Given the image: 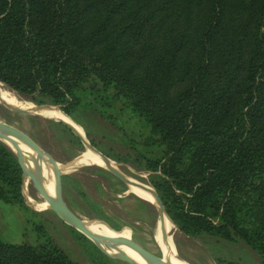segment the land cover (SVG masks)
Segmentation results:
<instances>
[{
    "label": "trees",
    "instance_id": "16d2710c",
    "mask_svg": "<svg viewBox=\"0 0 264 264\" xmlns=\"http://www.w3.org/2000/svg\"><path fill=\"white\" fill-rule=\"evenodd\" d=\"M94 76L165 147L147 170L179 230L264 257V0H0V85L71 117ZM20 162L0 141V201L28 209ZM0 264L76 263L0 239Z\"/></svg>",
    "mask_w": 264,
    "mask_h": 264
},
{
    "label": "rangeland",
    "instance_id": "374dc122",
    "mask_svg": "<svg viewBox=\"0 0 264 264\" xmlns=\"http://www.w3.org/2000/svg\"><path fill=\"white\" fill-rule=\"evenodd\" d=\"M232 1L249 5L253 0ZM77 94L80 105L69 108L70 118L58 110L41 111L38 117H33L14 111L8 105L27 111H35L41 106L0 85V123L19 129L58 165L72 168L84 157L95 154L83 145L66 123L82 136L86 134L90 144L115 162L125 176L157 191L162 174L148 171L147 163L162 159L165 147L157 142L158 137L154 136L147 122L134 113L113 88L105 89L95 76L83 83ZM45 103L44 106H54L50 101L45 100ZM12 152L18 158L17 153ZM32 165L41 170L42 183H38L35 172L28 191L33 200L50 204V208H33L26 200L28 209H23L19 205L0 201V239L9 244L32 247L53 243L76 264H127L106 256L90 234L71 227L70 223L51 211V204L57 201L56 179L39 160ZM26 168L29 176V169ZM62 186L67 206L92 229L106 233L113 240L132 239L165 262L155 235L158 225L162 229H166L167 225L154 206L140 200L105 167L88 165L76 173L63 175ZM95 220L108 223L118 233ZM175 225L177 229L173 240L178 255L190 264H264V257L240 239L228 241L207 235L190 238ZM108 244L113 245V248H108L112 255L124 254L136 264H142L136 254L130 255L124 248ZM140 255L148 261L145 255Z\"/></svg>",
    "mask_w": 264,
    "mask_h": 264
},
{
    "label": "water",
    "instance_id": "95a60500",
    "mask_svg": "<svg viewBox=\"0 0 264 264\" xmlns=\"http://www.w3.org/2000/svg\"><path fill=\"white\" fill-rule=\"evenodd\" d=\"M8 106L11 109H13L14 111H17V112L24 114V115L33 116V117H38V113L41 111H44V110L55 109V110H58V111H61L62 113H64L59 107H56V106H41V107H38L35 111H27V110L21 109V108L16 107V106H11V105H8ZM66 116L69 117L68 115H66ZM64 124L78 137V139L83 143V145L87 149H90L94 153L101 155L107 163H109L111 161L108 158H106L105 156H103L95 147H93L90 144V142L87 139L86 134H85V136H82L72 126H70L66 123H64ZM6 135L11 136V137L15 138L16 140H19L24 145L32 148L34 151L37 152L40 159L45 161L46 164H48L49 166L53 167L54 173H55V179H56L57 202L55 204H52V208H51L52 212H54L56 215H58L62 220L64 219L68 223H70L71 227L76 228L80 232L90 234L92 236V238L94 239V243L98 246L100 251L102 253H104L106 256H108L112 259L123 261L127 264H136L132 259H130L128 256H126L124 254L112 255L110 253V251L108 250V248H113V245L106 243L99 235L92 234L90 232V230L82 222V220L67 206V204L64 200V195H63V186H62L63 174L58 169L57 162L54 159L49 158L48 154L34 140H32L25 133H23L22 131H20L19 129H17L11 125H8V124L1 122L0 123V141L3 142L5 145H7ZM19 162H20V160H19ZM20 164L22 165L21 162H20ZM22 168H23V172H24L23 165H22ZM108 171L110 173H112L113 175H115L117 178H119L128 187H130V186L139 187L140 189L150 193L152 195V197L154 198L155 202L160 206L162 211L164 213L166 212L163 201H162L159 193L155 189H153L149 186L134 182L131 178L125 176L118 169H116L112 166L108 165ZM35 176H36L38 183H42L41 173L39 172ZM23 179L25 180V175H23ZM94 222L103 224L106 227H108L110 231H112L114 233H118L108 223H106L102 220H95ZM116 240L119 243L131 248L132 250H134V251H136L142 255H145L151 264H167L164 261H162V259L160 257H158V256L154 255L153 253L147 251L146 249L142 248L136 242H134L132 239L128 240V239H123V238H116Z\"/></svg>",
    "mask_w": 264,
    "mask_h": 264
},
{
    "label": "bare ground",
    "instance_id": "6f19581e",
    "mask_svg": "<svg viewBox=\"0 0 264 264\" xmlns=\"http://www.w3.org/2000/svg\"><path fill=\"white\" fill-rule=\"evenodd\" d=\"M6 143L9 147V149L16 152L18 155V159L25 166H27L29 169V176L27 177V181L25 184V198L27 199V201L30 204H32L33 206H35L39 209H49L50 204L47 205V204L40 203L36 200H33L31 198V195H30L28 189H29V185L31 183V179L34 176L35 172L36 173L40 172L42 174L41 170L40 169L38 170L36 166L34 167V165H32V163H35L39 160V163H41L42 165H45L47 167V169L50 172H52V174L55 177L53 167L46 164L45 161H43L42 159L39 158L36 151H34L32 148L24 145L19 140H16L15 138H13L11 136L6 135ZM94 154L95 155H92V156H89L86 158L84 157V159L80 160L72 168H66V167H63V166H60L57 164L58 169L60 170V172L63 175L76 173L80 169H83L84 167H86L88 165L103 166L107 170H108V165H109V166H112V167L118 169V166L115 162L110 161L109 163H107L101 155L96 154V153H94ZM15 156H16V154H15ZM129 188L134 193V195H136L140 200L145 201V202L151 204L152 206H154L156 208L157 212L159 213V216L161 217L163 223L167 225L166 229H164V228L162 229L161 225L160 226L158 225L157 226V233L155 235V240H156L157 244L159 245V247H161V250L163 251L165 263H167V264H190V263L182 260L178 255V251H177L176 245H175L174 240H173V233L177 229V226L174 224L172 218L168 215V213L167 212L164 213L162 211V209L155 202L154 198L152 197V195L150 193L140 189L139 187L130 186ZM56 202H54L52 204H55ZM52 204H51V207H52ZM82 222L85 224V226L90 230V232L92 234L99 235L105 242L114 244L116 247H118L120 249L124 248L125 252L130 254V255L136 254L140 263L150 264V262L145 260L144 257H142L139 253H136V252L130 250L129 248L125 247L123 244L119 243L118 241L113 240L106 233L97 232L95 229H92L89 225H87L84 221H82Z\"/></svg>",
    "mask_w": 264,
    "mask_h": 264
}]
</instances>
